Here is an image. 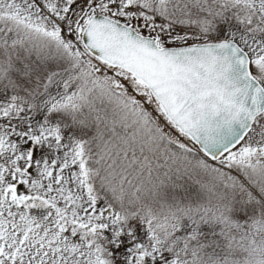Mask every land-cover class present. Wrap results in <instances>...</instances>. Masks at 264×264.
Wrapping results in <instances>:
<instances>
[{"label":"snow or ice","instance_id":"1","mask_svg":"<svg viewBox=\"0 0 264 264\" xmlns=\"http://www.w3.org/2000/svg\"><path fill=\"white\" fill-rule=\"evenodd\" d=\"M0 264H264V0H0Z\"/></svg>","mask_w":264,"mask_h":264}]
</instances>
